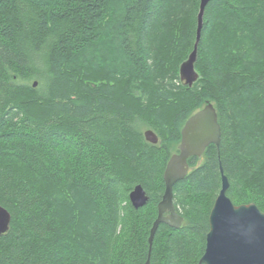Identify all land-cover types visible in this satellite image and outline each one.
I'll list each match as a JSON object with an SVG mask.
<instances>
[{"label": "trees", "instance_id": "16d2710c", "mask_svg": "<svg viewBox=\"0 0 264 264\" xmlns=\"http://www.w3.org/2000/svg\"><path fill=\"white\" fill-rule=\"evenodd\" d=\"M200 3L0 0V264H146L167 164L209 104L220 147L188 160L184 223L159 226L151 264H200L221 169L232 203L264 213V0L207 5L189 87Z\"/></svg>", "mask_w": 264, "mask_h": 264}, {"label": "water", "instance_id": "95a60500", "mask_svg": "<svg viewBox=\"0 0 264 264\" xmlns=\"http://www.w3.org/2000/svg\"><path fill=\"white\" fill-rule=\"evenodd\" d=\"M213 0H201L198 14L197 40L194 49L180 68L181 80L192 87L199 79L196 72L198 45L207 5ZM38 83H34L37 87ZM148 143L157 145L158 136L151 130L144 134ZM221 143V127L217 112L212 104L195 113L182 130L179 153L174 154L164 173L165 192L158 205V217L150 231V254L146 264H151V248L156 232L161 224L179 229L184 223L175 210L173 188L189 173L188 160L201 158L210 145L217 148ZM222 186L209 217L210 231L206 238V249L200 264H264V213L255 204L236 206L227 196L230 184L221 169ZM130 202L135 209L144 207L149 198L141 185L130 193ZM12 216L0 206V237L6 234Z\"/></svg>", "mask_w": 264, "mask_h": 264}, {"label": "rangeland", "instance_id": "374dc122", "mask_svg": "<svg viewBox=\"0 0 264 264\" xmlns=\"http://www.w3.org/2000/svg\"><path fill=\"white\" fill-rule=\"evenodd\" d=\"M143 131H144V130H143ZM146 131H148V130H146ZM146 131H145V132H146ZM145 132H144V134H145ZM179 146H180V145H179ZM178 149H179V148H178ZM174 154H176V153H174Z\"/></svg>", "mask_w": 264, "mask_h": 264}, {"label": "bare ground", "instance_id": "6f19581e", "mask_svg": "<svg viewBox=\"0 0 264 264\" xmlns=\"http://www.w3.org/2000/svg\"><path fill=\"white\" fill-rule=\"evenodd\" d=\"M182 136V135H181ZM185 220V219H184Z\"/></svg>", "mask_w": 264, "mask_h": 264}]
</instances>
